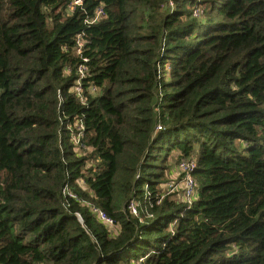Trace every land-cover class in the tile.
Listing matches in <instances>:
<instances>
[{"label":"trees","instance_id":"trees-1","mask_svg":"<svg viewBox=\"0 0 264 264\" xmlns=\"http://www.w3.org/2000/svg\"><path fill=\"white\" fill-rule=\"evenodd\" d=\"M80 1L0 0V264H264V0Z\"/></svg>","mask_w":264,"mask_h":264},{"label":"rangeland","instance_id":"rangeland-1","mask_svg":"<svg viewBox=\"0 0 264 264\" xmlns=\"http://www.w3.org/2000/svg\"><path fill=\"white\" fill-rule=\"evenodd\" d=\"M197 12V11H196ZM181 166V164H180ZM179 166V168H180ZM183 167V166H182ZM176 182V180H175ZM174 184V182L172 180H169L166 184H165V187L169 188L170 189V186ZM184 186V187H183ZM191 186L192 184L191 183H188L185 185H182V186H175L173 188V191L176 192V194L174 195V198L180 202L182 201H188L189 199H192L193 197V189H191Z\"/></svg>","mask_w":264,"mask_h":264},{"label":"built area","instance_id":"built-area-1","mask_svg":"<svg viewBox=\"0 0 264 264\" xmlns=\"http://www.w3.org/2000/svg\"><path fill=\"white\" fill-rule=\"evenodd\" d=\"M81 1L80 0H75V4H77V3H80ZM102 14V11L101 10H99V12H98V15H101ZM83 70H84V67H80V71L83 73ZM183 166V167H182ZM188 167V164L187 163H182L181 164V168H183V169H186ZM187 182L188 183H191L192 184V180L191 179H188L187 180ZM187 182L185 183V185L187 184ZM184 187V186H183ZM191 189H193V185L191 186ZM133 212H135V209L133 210ZM101 217L103 218V219H106L107 220V218H109L105 213H102L101 214ZM107 217V218H106Z\"/></svg>","mask_w":264,"mask_h":264}]
</instances>
